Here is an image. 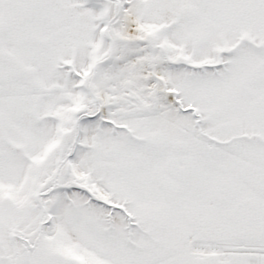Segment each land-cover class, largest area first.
Wrapping results in <instances>:
<instances>
[{
  "label": "snow or ice",
  "instance_id": "1",
  "mask_svg": "<svg viewBox=\"0 0 264 264\" xmlns=\"http://www.w3.org/2000/svg\"><path fill=\"white\" fill-rule=\"evenodd\" d=\"M0 264H264V0H0Z\"/></svg>",
  "mask_w": 264,
  "mask_h": 264
}]
</instances>
